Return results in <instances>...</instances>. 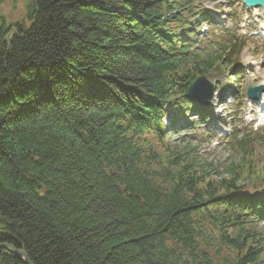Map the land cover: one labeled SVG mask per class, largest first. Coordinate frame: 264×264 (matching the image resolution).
<instances>
[{"label":"trees","instance_id":"trees-1","mask_svg":"<svg viewBox=\"0 0 264 264\" xmlns=\"http://www.w3.org/2000/svg\"><path fill=\"white\" fill-rule=\"evenodd\" d=\"M202 1L28 0L26 18L0 16V246L32 264H264L259 139L235 136L242 159L223 171L168 140L206 117L189 86L235 73L246 44L198 48ZM0 264L26 263L1 247Z\"/></svg>","mask_w":264,"mask_h":264},{"label":"rangeland","instance_id":"rangeland-1","mask_svg":"<svg viewBox=\"0 0 264 264\" xmlns=\"http://www.w3.org/2000/svg\"><path fill=\"white\" fill-rule=\"evenodd\" d=\"M230 5L235 9L236 18H229ZM202 6L211 12L216 20L222 21L218 25L209 27L210 32L212 30L216 32L220 29H228L234 32L235 35L245 36L247 46L243 50L240 64L236 67L240 76V86L239 89L234 87L235 81L232 73L216 71L210 74L208 76L209 80L220 87V90L217 92L213 106L207 110L209 118L202 125L203 129L197 128L195 131L191 130L187 133L180 131L181 134H171L169 139H178V137L184 136L185 138H192L196 142L199 140V152L204 161L211 163L217 171H223L227 165L237 158L235 154L232 156L230 147L224 145L226 142L224 139L233 133V127H236L235 129L241 133L254 132L264 135V126L261 127V123L257 121L260 109L256 104L244 98L249 86L264 83V38L259 35L258 27L260 24H264V16L261 10L248 12L242 0H205ZM27 7L28 0H0V16H4L8 22H18L26 18ZM243 19H249L245 31L239 28ZM194 30L196 32L195 39L201 45H204L206 38L199 34V28H194ZM241 30L245 33H242ZM248 60H251L254 64L253 67L249 65ZM239 102L241 103L237 106ZM232 113L236 114V120H234L231 127L227 128L224 122ZM191 119L192 116L190 115L186 121L189 123ZM252 120L254 121L252 122ZM228 122L230 121L228 120ZM256 128L258 129L256 130ZM201 135L208 138L201 139ZM208 135L214 136L209 137ZM258 154L261 166H264V138L259 143ZM259 170L261 171L260 167ZM249 188L250 190H256L257 194L264 195V179L256 184H250Z\"/></svg>","mask_w":264,"mask_h":264},{"label":"water","instance_id":"water-1","mask_svg":"<svg viewBox=\"0 0 264 264\" xmlns=\"http://www.w3.org/2000/svg\"><path fill=\"white\" fill-rule=\"evenodd\" d=\"M246 5L254 6V7H262L264 9V0H245ZM264 91L263 87L259 89L250 88L248 94L252 96L254 99L260 98V95H254L256 92L260 94ZM188 96L196 101H199L203 105L209 106L213 100L214 96V88L212 84H210L205 77L199 78L189 89ZM7 248L12 251L17 257L22 259L26 264H32L27 255L23 252H17L12 247L8 246H0V248Z\"/></svg>","mask_w":264,"mask_h":264},{"label":"bare ground","instance_id":"bare-ground-1","mask_svg":"<svg viewBox=\"0 0 264 264\" xmlns=\"http://www.w3.org/2000/svg\"><path fill=\"white\" fill-rule=\"evenodd\" d=\"M261 118H264V112H263V116H261Z\"/></svg>","mask_w":264,"mask_h":264}]
</instances>
